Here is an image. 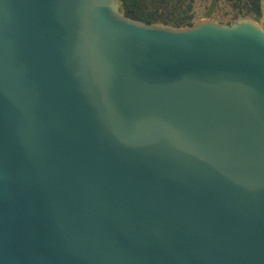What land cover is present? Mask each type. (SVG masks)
Returning <instances> with one entry per match:
<instances>
[{
  "label": "water",
  "instance_id": "water-1",
  "mask_svg": "<svg viewBox=\"0 0 264 264\" xmlns=\"http://www.w3.org/2000/svg\"><path fill=\"white\" fill-rule=\"evenodd\" d=\"M0 264H264V27L0 0Z\"/></svg>",
  "mask_w": 264,
  "mask_h": 264
},
{
  "label": "trees",
  "instance_id": "trees-1",
  "mask_svg": "<svg viewBox=\"0 0 264 264\" xmlns=\"http://www.w3.org/2000/svg\"><path fill=\"white\" fill-rule=\"evenodd\" d=\"M119 2L123 14L147 23H164L180 27L190 26L197 20L195 0H119ZM228 2L234 9V15L231 20L224 23L242 18L259 22L262 17L263 0Z\"/></svg>",
  "mask_w": 264,
  "mask_h": 264
},
{
  "label": "rangeland",
  "instance_id": "rangeland-1",
  "mask_svg": "<svg viewBox=\"0 0 264 264\" xmlns=\"http://www.w3.org/2000/svg\"><path fill=\"white\" fill-rule=\"evenodd\" d=\"M195 12L197 19H211L218 22L231 20L234 15V9L228 0H195ZM259 23L264 27V0Z\"/></svg>",
  "mask_w": 264,
  "mask_h": 264
}]
</instances>
